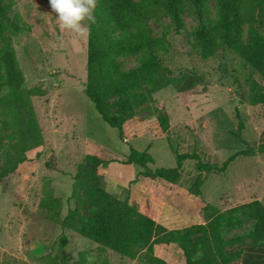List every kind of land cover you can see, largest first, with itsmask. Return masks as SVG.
<instances>
[{"label":"rangeland","instance_id":"374dc122","mask_svg":"<svg viewBox=\"0 0 264 264\" xmlns=\"http://www.w3.org/2000/svg\"><path fill=\"white\" fill-rule=\"evenodd\" d=\"M204 15L211 20L217 18L216 0H205ZM10 17L24 27L21 33H8L25 77L24 94L32 88L42 91L40 96H29V103L41 128L45 148L33 171L19 169L20 172L0 183V264H63V254L65 264H144L143 254L136 259L120 258L84 236L63 230L57 223L46 222L45 211L37 204L38 198L50 193L60 197L63 215L70 206L89 214L90 206H82L78 199L96 182L89 174L93 171L85 158L89 139L101 141L112 150L127 152L131 147L143 151L153 144L149 150L155 159L153 168L164 166L171 157V163L176 162L173 146L166 139L152 140L150 135L124 142L118 129L102 119L85 93L87 31L78 34L63 28L48 0H13ZM182 22L184 30L176 31L173 19L163 8L147 21L153 36L164 37L159 47L163 49L165 64L173 70L172 84L156 92L154 99L167 106L176 141L182 134L175 126L179 117L186 120L185 128L188 125L194 128L188 132L195 134L197 150L194 156L188 155L196 160L197 166L200 163L221 166L240 150H257L262 146L263 105L249 104L244 97H248L253 80L264 86V77L228 50L215 58L201 59L194 49L198 20L189 5L182 14ZM246 36L244 25L243 38ZM139 57L140 54L124 55L120 60L124 68H131L137 65ZM188 81L193 86L197 84L195 92L191 84L187 85ZM183 85L187 88L179 91ZM7 92L6 87L1 88L0 98ZM204 92L209 94V103L200 100L196 106L190 102L193 98H204ZM185 103L189 105L186 107ZM16 125L14 114L0 104V169L14 151ZM177 150L183 163L189 156H184L186 153L180 147ZM237 165L238 162L229 172L237 173ZM81 167L86 172L84 183L78 189L79 197L69 200L75 175ZM262 173L264 152L256 154V175ZM30 174L35 179L33 184L28 182ZM252 228V222H245L225 237L247 233ZM63 235L67 237V245L62 253L59 246ZM58 253L60 257L55 258ZM87 256H92L93 261H87Z\"/></svg>","mask_w":264,"mask_h":264},{"label":"trees","instance_id":"16d2710c","mask_svg":"<svg viewBox=\"0 0 264 264\" xmlns=\"http://www.w3.org/2000/svg\"><path fill=\"white\" fill-rule=\"evenodd\" d=\"M12 1L0 0V89H8L7 94L0 98V104L6 106L17 120L16 142L13 153L0 169V183L19 169L33 171L45 148L41 128L29 103V96H40L42 91L32 88L27 95L24 94L25 77L8 35L9 32L18 34L24 31L23 25L10 17ZM204 3L205 0L95 1L93 14L96 20L88 25L87 30L85 93L102 119L118 129L121 138L124 124L147 110L156 116L166 135L170 132L169 115L154 105V94L172 84L173 70L165 64L163 49L159 47L164 37L153 36L147 24L149 19L158 15L160 8L171 16L178 32L184 30L182 14L186 6L194 9L198 20L194 49L201 59L215 58L221 51L228 50L264 77V0H216L217 18L214 20L204 15ZM244 25L247 26L246 39L243 38ZM137 54H140L137 65L124 68L120 57ZM244 99L264 108V86L253 80L248 97ZM263 152L264 143L257 150L246 148L238 151L221 166L200 163L198 168L205 172H222L238 156ZM85 158L93 171L89 174L96 182L79 197L78 189L84 183L86 172L83 167L79 168L69 200L79 197L82 206H90L89 214L77 206H70L62 215L63 200L51 193L41 199L39 206L49 221L96 242L102 250L130 259L143 254L144 264H168L155 254L154 246L176 243L183 250L185 264H231L239 258L241 246L247 241L250 245L264 246V204L259 200L224 212L207 204L203 210L204 224L168 229L130 205L126 199L105 191L98 181V167L106 161L89 154ZM128 162L141 166L144 169L141 174L149 177L175 182L180 175L179 164L174 168L153 169L149 164L154 163V158L148 150L139 151L131 147ZM245 222L253 223L251 231L225 237L226 233L236 231ZM235 243L241 246L235 251L228 250ZM66 245L67 237L63 235L59 246L62 253ZM58 257L59 253L55 258ZM62 263L65 264L64 254Z\"/></svg>","mask_w":264,"mask_h":264},{"label":"crops","instance_id":"0c3cea01","mask_svg":"<svg viewBox=\"0 0 264 264\" xmlns=\"http://www.w3.org/2000/svg\"><path fill=\"white\" fill-rule=\"evenodd\" d=\"M188 84H191L190 86L193 87L194 92L197 90V84L193 86L194 83L190 81L187 82ZM186 88V85L179 86V91ZM207 93H203L205 94L204 98H193L190 102L196 104V106L197 101L200 100H204L205 104L209 103L211 100ZM154 105L163 108L170 118L169 110L164 103L155 99ZM184 105L187 107L189 103ZM179 119V122L176 121L175 126L180 129L182 134L177 141L174 138L171 120L170 132L169 135H166L160 128L156 116L150 115L149 110L128 120L124 124V135L122 137L123 141L127 143L136 137H145L146 135H150L152 140L166 139L168 144L170 142L174 149L176 162L171 163V154H166L171 158L162 167L174 168L179 164L180 175L175 182L160 177L153 178L143 175L141 172L144 169L141 166L128 162L130 151L112 150L101 141L89 139L90 145L86 148L85 155H94L106 161L98 167V181L101 187L117 198L126 199L130 205L137 207L142 213L147 214L168 229H183L204 224L206 220L203 210L207 204H211L221 212L254 200H259L264 204V173L256 175V154L236 157L222 172H205L198 168L196 160L190 156L183 159L184 162L182 163L178 158L180 153L177 148L180 147L184 154L194 156L197 144L195 134L192 135L188 132L189 129L194 131L192 125L185 128L186 120L184 117H179ZM262 132L264 133V127ZM152 145L149 144L146 150L149 151ZM236 162H238L239 171L237 169V173H230L229 171ZM216 163H219L217 158ZM154 164L155 159L154 163L149 165L152 167ZM155 168L157 167L153 169ZM20 171L17 170L11 175H15ZM34 180V176L30 174L28 182L33 184ZM257 186H261L263 189H256ZM198 190L200 194H198ZM214 193L216 197L212 196ZM40 200L38 198V205ZM45 221L48 222L49 220L46 218ZM236 231L234 230V232ZM239 246H241L239 243H235L228 250L235 251ZM241 248V255L233 260L231 264H264V246L250 245L247 241ZM154 252L168 264H185L183 250L176 243L156 244Z\"/></svg>","mask_w":264,"mask_h":264},{"label":"clouds","instance_id":"9594fccd","mask_svg":"<svg viewBox=\"0 0 264 264\" xmlns=\"http://www.w3.org/2000/svg\"><path fill=\"white\" fill-rule=\"evenodd\" d=\"M51 10L56 13V19L61 26L72 32L83 34L90 23H95L93 14L95 0H48ZM92 256L86 260L93 261Z\"/></svg>","mask_w":264,"mask_h":264}]
</instances>
